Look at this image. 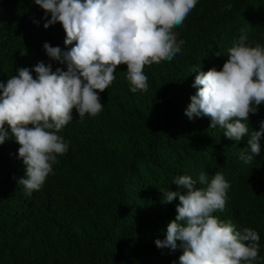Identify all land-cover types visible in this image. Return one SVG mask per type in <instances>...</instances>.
<instances>
[{
	"label": "trees",
	"instance_id": "1",
	"mask_svg": "<svg viewBox=\"0 0 264 264\" xmlns=\"http://www.w3.org/2000/svg\"><path fill=\"white\" fill-rule=\"evenodd\" d=\"M45 22L34 0H0V82L6 84L17 68L31 70L40 61L51 63L53 71L66 70L48 57L43 44L62 50L72 45L64 44L59 22L47 29ZM174 31L185 44L172 61L145 65L147 92L130 91L127 65L121 64L116 79L99 93L103 110L96 117L86 114L80 120L73 108V120L57 133L68 151L57 157L54 174L31 195L17 184L25 165L5 125L0 264H179L183 249L172 252L155 244L165 238L179 203L178 198L162 203L161 191L176 190V176L198 179L204 172L210 182L217 171L231 187L224 211L214 215L237 230H256L260 248L255 264H264V137L261 153L246 164L240 153L250 151L249 136L228 139L218 125L209 127L210 117L190 119L185 112L197 91L195 76L212 67L221 70L240 35L246 34L252 46H264V0H197ZM261 120L264 103L249 114V131L258 130Z\"/></svg>",
	"mask_w": 264,
	"mask_h": 264
},
{
	"label": "clouds",
	"instance_id": "2",
	"mask_svg": "<svg viewBox=\"0 0 264 264\" xmlns=\"http://www.w3.org/2000/svg\"><path fill=\"white\" fill-rule=\"evenodd\" d=\"M34 3L44 10V28L59 22L66 33L64 44L72 47L62 50L49 42L43 44L48 57L66 65V70L57 67L53 71L51 63L40 61L31 70L17 68L6 84L0 82V144L9 137L7 124L20 145L18 157L25 174L17 184L27 195L41 189L54 174L57 157L68 151V143L57 133L73 120V108L80 120L86 114L96 117L103 110L99 93L116 79L118 65H127L131 92H147L145 65L172 61L181 52L185 41L177 39L174 29L183 24L197 0ZM226 7L230 10L232 5ZM227 56L221 70L212 67L195 76L197 91L185 112L190 119L210 117L209 127L218 125L228 139L240 141L249 136L250 151H242L240 159L250 164L261 153L264 137V120L259 121L258 130L250 132L248 126L249 114H256L264 103V46H252L242 34L228 48ZM173 183L176 190L160 191L164 204L178 198L177 214L168 223L165 238L155 240L157 248L183 249L179 264H255L258 232L250 227L237 230L231 221L214 215L224 211L231 187L221 172H215L210 182L201 172L198 179L185 174L176 176Z\"/></svg>",
	"mask_w": 264,
	"mask_h": 264
}]
</instances>
